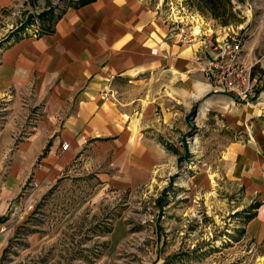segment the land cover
I'll use <instances>...</instances> for the list:
<instances>
[{
  "label": "rangeland",
  "instance_id": "rangeland-1",
  "mask_svg": "<svg viewBox=\"0 0 264 264\" xmlns=\"http://www.w3.org/2000/svg\"><path fill=\"white\" fill-rule=\"evenodd\" d=\"M30 1L33 13L25 4L29 15L19 18L10 9L4 17L15 24L30 17L38 22L46 11L35 3L70 2ZM145 1L195 52L183 78L142 71L122 89L126 99L155 100L154 128L168 143V160L145 189L104 185L91 172L72 183L64 178L45 192L33 181L27 205L7 227L10 239L0 264H264V243L248 232L260 202L250 204L229 156L239 135L236 113L264 111V62L252 61L254 93L244 100L220 91L196 60L206 37L243 29L248 56L264 55V0Z\"/></svg>",
  "mask_w": 264,
  "mask_h": 264
},
{
  "label": "crops",
  "instance_id": "crops-1",
  "mask_svg": "<svg viewBox=\"0 0 264 264\" xmlns=\"http://www.w3.org/2000/svg\"><path fill=\"white\" fill-rule=\"evenodd\" d=\"M71 3H35L44 20L33 15L10 26L4 13L20 11L23 18L25 4L33 13L32 1L0 0V261L7 227L27 205L33 181L45 192L91 172L104 185L141 189L170 156L154 128L155 100L126 99L122 89L142 71L183 78L194 47L145 0ZM247 58L264 62L262 54ZM243 110L229 156L250 204L260 202L248 232L264 243V111Z\"/></svg>",
  "mask_w": 264,
  "mask_h": 264
},
{
  "label": "built area",
  "instance_id": "built-area-1",
  "mask_svg": "<svg viewBox=\"0 0 264 264\" xmlns=\"http://www.w3.org/2000/svg\"><path fill=\"white\" fill-rule=\"evenodd\" d=\"M20 17V11L15 12ZM11 21L10 26H15ZM17 24V23H16ZM22 24V23H21ZM19 25V23H18ZM250 40L248 31L229 32L224 36L206 37L196 60L199 69L205 71L206 76L222 92H234L237 97L245 100L246 96L254 93L255 82L252 80L254 62L248 60ZM202 59V61L199 60ZM68 149L69 143H63Z\"/></svg>",
  "mask_w": 264,
  "mask_h": 264
},
{
  "label": "trees",
  "instance_id": "trees-1",
  "mask_svg": "<svg viewBox=\"0 0 264 264\" xmlns=\"http://www.w3.org/2000/svg\"><path fill=\"white\" fill-rule=\"evenodd\" d=\"M91 1H93V0H83V1H82V4H84V3H89V2H91Z\"/></svg>",
  "mask_w": 264,
  "mask_h": 264
}]
</instances>
